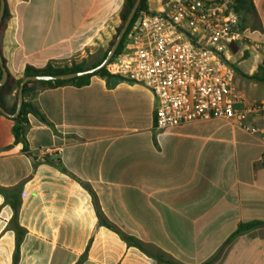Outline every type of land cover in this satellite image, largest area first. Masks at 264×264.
<instances>
[{
	"label": "crops",
	"instance_id": "0c3cea01",
	"mask_svg": "<svg viewBox=\"0 0 264 264\" xmlns=\"http://www.w3.org/2000/svg\"><path fill=\"white\" fill-rule=\"evenodd\" d=\"M6 2L12 18L0 49L7 71L21 78L27 66L99 61L124 0ZM253 2L255 12L242 18L249 39L231 57L235 61L249 52L242 61L250 63L248 75L264 60V0ZM148 5L157 9L160 2L148 0ZM246 79L235 81L247 102H264V84ZM28 99L47 120L29 116L30 152L50 161L34 168L23 145L15 144L14 122L0 116V189L27 186L45 166L50 177L88 184L107 220L142 241L150 255L162 252L179 264H264L263 138L221 118L158 131L152 91L114 78L94 76L87 86L65 85ZM14 101V94L7 97L9 106ZM247 124L264 128V117ZM91 211L96 216L92 197ZM251 222L262 224L230 239L241 224ZM10 232L12 264L15 234Z\"/></svg>",
	"mask_w": 264,
	"mask_h": 264
},
{
	"label": "built area",
	"instance_id": "2783aa9c",
	"mask_svg": "<svg viewBox=\"0 0 264 264\" xmlns=\"http://www.w3.org/2000/svg\"><path fill=\"white\" fill-rule=\"evenodd\" d=\"M159 2V8L148 5L140 13L126 46L106 66L108 73L152 91L158 131L221 118L264 139V128L247 124L264 117V102H247L230 63L233 47L249 39L233 1ZM259 48L255 43L254 50Z\"/></svg>",
	"mask_w": 264,
	"mask_h": 264
},
{
	"label": "rangeland",
	"instance_id": "374dc122",
	"mask_svg": "<svg viewBox=\"0 0 264 264\" xmlns=\"http://www.w3.org/2000/svg\"><path fill=\"white\" fill-rule=\"evenodd\" d=\"M119 25L120 20L100 59ZM249 57V52L244 51L242 57L230 60L237 81H245L243 74L249 71L250 63L242 61ZM37 171L42 176L24 186L21 194L19 223L27 230V236L21 247L20 264H74L84 253L87 257L82 264H151L118 234L102 227L96 208V216L92 215V196L86 188L66 182L60 175L44 174L45 166H39ZM3 200L4 196H0V230L1 224L4 227L0 264H11L14 238L8 230L11 215Z\"/></svg>",
	"mask_w": 264,
	"mask_h": 264
},
{
	"label": "trees",
	"instance_id": "16d2710c",
	"mask_svg": "<svg viewBox=\"0 0 264 264\" xmlns=\"http://www.w3.org/2000/svg\"><path fill=\"white\" fill-rule=\"evenodd\" d=\"M136 1L137 0H124L122 9L119 14L120 25L116 29V33L110 42V47L108 51L103 55V57L99 61L91 65L83 62L79 64L74 63L71 66H65V67L47 66L42 69L27 66L21 78H15L8 72V78H7L6 83L0 86V106L10 114H14L16 112L17 105H18L19 87H20L21 82L27 77L40 76V75H59V74L81 72L84 70L96 68L97 66L102 64L109 50L114 45L116 38L118 34L120 33L123 25L125 24ZM232 1L234 4V9L240 15L241 20L244 15L253 14L255 12V6H254L253 0H232ZM0 5H1V0H0ZM147 9H148V0H142V3L140 4L138 8L136 15L134 16L133 21L128 31L126 32L119 48L117 49L116 55H118L126 46L128 42L129 34L132 31L135 25V22L137 18L139 17L140 13ZM11 18H12V15L10 13V10L6 2L4 17L2 19L1 26H0V39L2 35L4 34V32L7 30V27H8V24ZM232 51L233 53H235L237 51V48L233 47ZM4 64H5V61H4ZM243 75L245 78L251 81L264 84V60L251 75H248V74H243ZM94 76H99V77L107 78V79L114 78L118 81H122L118 77L110 75L107 71V67H105L94 74L82 76V77L72 79L69 81H55V82L41 81V82H27L26 83L24 87V92H23L24 102L22 104L21 112L17 118L11 119V120L14 122L13 134L15 137V144L17 145L21 143L23 145V153L27 155L29 158H31V160L33 161L34 168L37 166L39 162L41 161L49 162L50 160L46 156L37 157L32 152H30L28 141H27V131L30 126L29 116L32 115L43 123H47V120L45 119L41 111L38 109V107L28 98L31 96H34L40 91L49 90V89H53V88H57V87L65 86V85H74L76 87H84L90 84L91 79ZM1 78H2V70L0 68V80ZM13 94H14L15 101L12 106H9L7 103V97ZM0 116H4V115L0 112ZM54 164L61 170L66 171L62 167L60 162H55ZM81 184L92 195L94 205L97 211V217L102 226H105L106 228L118 234L120 238L129 247H134L138 249L139 251H141L142 253L155 259L157 261V264H179L175 262L174 260H172L171 258H166V256L162 252L158 253L157 255H150L149 252L146 250L145 245L142 241H140L139 239L133 236L126 234L120 228L110 223L105 217V215L103 214V212L101 211V208L99 207L96 194L92 191V189L89 187L88 184L84 182H81ZM24 185H25V182H21L19 185H17L14 188L0 189V194L4 196L5 205L9 206L11 212L13 213L10 219V222H9V229H8V230L13 231L15 234V250L13 254L12 264H20L21 246L27 235V230L23 226H21V224L19 223V214H20V209L22 206L21 194H22ZM261 224L262 222H251L247 224H241L236 230V232L230 237V239L235 238L237 235L241 233L248 232L258 227ZM86 257H87V253H84L75 264H82L85 261Z\"/></svg>",
	"mask_w": 264,
	"mask_h": 264
},
{
	"label": "water",
	"instance_id": "95a60500",
	"mask_svg": "<svg viewBox=\"0 0 264 264\" xmlns=\"http://www.w3.org/2000/svg\"><path fill=\"white\" fill-rule=\"evenodd\" d=\"M208 2H217L220 0H205ZM142 3V0H137L134 7L132 8L125 24L123 25L120 33L117 36V39L114 43V45L112 46L111 50L108 52L105 60L102 62V64H100L99 66H97L96 68H92L89 70H84L81 72H75V73H68V74H59V75H40V76H33V77H27L25 78L19 87V92H18V105H17V110L14 114H10L7 111H5L1 106H0V112L7 118L9 119H15L19 116L20 112H21V108H22V104L24 102V87L26 85L27 82H41V81H69L72 79H76L82 76H86V75H90V74H94L98 71H100L101 69L105 68L109 62L113 59V57L116 55L117 49L119 48L126 32L128 31L134 16L136 15V12L140 6V4ZM5 7H6V0H1V5H0V26H1V22L2 19L4 17V12H5ZM0 68L2 70V78L0 80V86L4 85L7 81L8 78V71L7 68L4 64V60H3V56L1 54L0 51Z\"/></svg>",
	"mask_w": 264,
	"mask_h": 264
}]
</instances>
